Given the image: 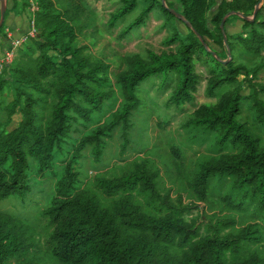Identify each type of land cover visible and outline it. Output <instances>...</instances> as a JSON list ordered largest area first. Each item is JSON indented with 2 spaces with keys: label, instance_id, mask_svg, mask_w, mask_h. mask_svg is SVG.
<instances>
[{
  "label": "trees",
  "instance_id": "16d2710c",
  "mask_svg": "<svg viewBox=\"0 0 264 264\" xmlns=\"http://www.w3.org/2000/svg\"><path fill=\"white\" fill-rule=\"evenodd\" d=\"M258 2L120 0L107 21L110 30L120 27L118 39L139 34L152 14L168 33L163 50L123 55L113 70L86 45L77 46L87 2L37 0V36L0 73L6 115L0 119V204L26 198L38 176L55 181L40 212L42 231L0 211V264H264V14L259 9L254 20L246 18ZM175 3L180 17L169 10ZM237 20L241 30L228 31ZM196 61L208 72L207 95L217 101L199 105L188 122L216 152L188 176L195 201L185 204L162 188L160 168L149 156L88 181L80 164L87 151L99 163L116 133L120 153L127 151L152 78L173 90L176 107L194 102L202 80ZM16 114L21 119L10 128ZM215 193L240 220L189 217L196 201L214 203Z\"/></svg>",
  "mask_w": 264,
  "mask_h": 264
},
{
  "label": "rangeland",
  "instance_id": "374dc122",
  "mask_svg": "<svg viewBox=\"0 0 264 264\" xmlns=\"http://www.w3.org/2000/svg\"><path fill=\"white\" fill-rule=\"evenodd\" d=\"M25 1L28 2V0H17L16 9L13 10L15 2L10 0V4L13 2L10 11H19L20 8L24 10V19L29 25L28 8L24 4ZM86 2L90 7L87 10L86 7L84 8L81 24L86 26L79 34L77 46L86 45L88 47L86 52L105 59L113 65V70L118 68L120 57L123 55L143 51L146 48H152L158 52L164 49L163 39L167 35L168 29H160L162 19L152 14L147 24L141 27L139 34H134L130 38L118 39L120 27L110 30L107 21L111 12L118 7L120 0H83V3ZM83 3L81 0L82 5ZM179 7L180 5L175 3L172 8L178 10ZM259 9H262L264 14V0H261ZM253 15L254 12L248 18L251 20ZM132 17L133 15L130 14L126 19ZM5 21L7 23L8 19L6 18ZM177 25L182 32H187L186 26L180 19L177 20ZM8 28L16 32V28L12 25H5L1 34L4 35ZM241 28L242 22L237 20L228 26V31L235 33L239 32ZM213 46L216 50L221 51L219 47ZM222 53L226 58V53L224 51ZM227 60L225 59V61ZM196 62L197 72L201 75L202 80L195 93L194 102L176 107L170 103L173 90L163 89L160 77L152 78L146 84L145 89L144 99L147 103L145 102L144 106L147 105L133 116L134 127L130 136L131 144L127 151L124 154L120 153L121 137L118 133L108 142L105 154L99 163H96L92 154L87 151L80 164L82 174L88 175V181L99 173L113 170L116 165L123 164L124 161L149 156L160 168L162 188L171 189L174 199L182 196L185 204L195 201L188 187V176L197 170L198 164L203 158L216 152L212 149L210 139H205L203 134L199 130L193 129L188 122L199 105L214 104L217 101V97H209L206 93L208 72L205 66L201 62ZM243 78L244 75H241L240 79L243 80ZM259 80L264 83V71L260 74ZM9 100H11V96L7 97V102ZM5 116L4 111L0 110V119ZM20 119V114L14 115L10 128L16 127ZM175 148L179 150H177L178 154L174 152ZM38 178L40 183L34 185L33 191L26 198L5 199L0 204V211L24 219L39 232L42 231L40 212L48 202V194L55 180L50 176H38ZM211 200L214 203L196 201L199 207L194 208L189 217L199 216L201 219L203 216L202 219L207 221L204 218V213H206L209 218L214 214H219L235 216L240 220V214L221 202L217 193Z\"/></svg>",
  "mask_w": 264,
  "mask_h": 264
},
{
  "label": "built area",
  "instance_id": "2783aa9c",
  "mask_svg": "<svg viewBox=\"0 0 264 264\" xmlns=\"http://www.w3.org/2000/svg\"><path fill=\"white\" fill-rule=\"evenodd\" d=\"M28 7L30 13H32L28 29L22 34H17L13 29L8 28L4 36L5 43L2 41L4 46H2L0 41V73L4 71L8 63L14 60L18 49L26 44L30 38H34L38 34L35 21V13L39 8L37 0H28Z\"/></svg>",
  "mask_w": 264,
  "mask_h": 264
},
{
  "label": "crops",
  "instance_id": "0c3cea01",
  "mask_svg": "<svg viewBox=\"0 0 264 264\" xmlns=\"http://www.w3.org/2000/svg\"><path fill=\"white\" fill-rule=\"evenodd\" d=\"M9 1L7 0V10H10L13 6V2L12 4H10ZM0 5H1V1H0ZM7 19L8 21L7 23H5V25H12L14 28H16L17 34H22L28 29V24L24 19V10H22L21 8L19 11H10ZM0 36H2V34ZM2 40L5 43L4 37H1L0 39L2 46H4Z\"/></svg>",
  "mask_w": 264,
  "mask_h": 264
},
{
  "label": "water",
  "instance_id": "95a60500",
  "mask_svg": "<svg viewBox=\"0 0 264 264\" xmlns=\"http://www.w3.org/2000/svg\"><path fill=\"white\" fill-rule=\"evenodd\" d=\"M162 1H163V4L165 5L166 4V0H162ZM260 3H261V0H259L258 4L256 5V9L254 11V15H253V18L251 20H254L255 16L257 15V12H258V10L260 8ZM169 10H170V12H172L173 14H175L176 16H178V17L181 16V13L178 12L176 9L169 8ZM6 11H7V3H6V0H2L1 1V11H0V13H1L0 14V29H1L2 25L4 24V22H5ZM230 14H232V13H230ZM240 15L243 16V17H245L242 14H240ZM246 18H248V17H246ZM222 27H224V21L222 22ZM9 65H10V63L7 64V66H9Z\"/></svg>",
  "mask_w": 264,
  "mask_h": 264
}]
</instances>
